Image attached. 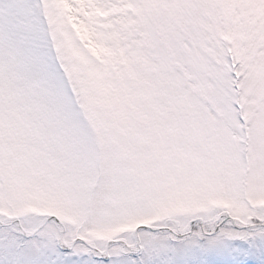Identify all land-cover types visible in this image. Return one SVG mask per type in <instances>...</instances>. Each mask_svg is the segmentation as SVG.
Returning <instances> with one entry per match:
<instances>
[{"label":"snow or ice","instance_id":"obj_1","mask_svg":"<svg viewBox=\"0 0 264 264\" xmlns=\"http://www.w3.org/2000/svg\"><path fill=\"white\" fill-rule=\"evenodd\" d=\"M0 264H264V0H0Z\"/></svg>","mask_w":264,"mask_h":264}]
</instances>
